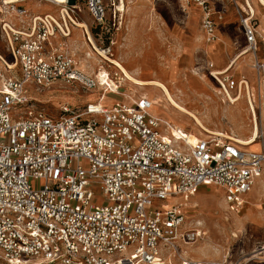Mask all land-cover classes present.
Returning <instances> with one entry per match:
<instances>
[{
	"label": "built area",
	"instance_id": "1",
	"mask_svg": "<svg viewBox=\"0 0 264 264\" xmlns=\"http://www.w3.org/2000/svg\"><path fill=\"white\" fill-rule=\"evenodd\" d=\"M71 1L61 2L54 16L29 14L19 6L25 0H0V38L11 68L20 70L0 88V264H164L180 241L201 236L197 230L181 232L182 205L168 201L211 185L239 211L258 180L264 187V145L247 150L220 135L189 142L186 132H172L151 114L145 96L103 105L104 89L81 107L62 103L56 117L29 109V81L98 87L63 51L73 29L69 15L82 1L93 22L110 30L108 13L115 17L121 10L114 0ZM230 1L244 38L237 56L251 54L252 69L264 76V16L260 27L247 0L243 7ZM185 3L200 8L204 38L214 42L224 13L209 0ZM110 48L101 52L111 55ZM222 81L238 88L229 77Z\"/></svg>",
	"mask_w": 264,
	"mask_h": 264
},
{
	"label": "rangeland",
	"instance_id": "2",
	"mask_svg": "<svg viewBox=\"0 0 264 264\" xmlns=\"http://www.w3.org/2000/svg\"><path fill=\"white\" fill-rule=\"evenodd\" d=\"M122 1L125 8L123 11L116 13L115 17L108 13L110 22L108 29L110 30L97 26L87 13L83 2L78 1V9L75 16L72 15V17L74 19L76 17V21L87 23L94 46L87 40L88 35L83 32V28L74 26L70 37L62 43L63 51L70 56L72 55L68 49L75 52L76 58L81 59L83 70L89 73L93 71V75L98 76L102 84L106 83L103 75L106 71H110L111 80L114 81L118 80V74H120V71L116 70L108 59L105 60L103 55L112 60H120L121 65L128 72L136 73L139 79L157 80L164 83L175 101L194 113L207 128L228 136L231 135L234 138L249 136L254 123L251 120L252 117L248 112L245 99L241 98L234 104L227 101L221 102L222 95L219 94V85L210 75L211 63L214 64H212L213 69H222L228 59L236 53L237 46L244 43L243 36L238 31L239 20L233 3L230 0H221L227 5L228 12L227 16L219 22V27L230 17H233L232 25L235 30L231 32V48L225 61L215 64L213 53L221 50L222 47L220 40H217V34L216 41L213 42L216 43L215 47L207 54H204V43L203 45L195 43L187 46L181 42L188 35L187 25L184 23L187 17L185 18L186 15L184 16L182 11V0H114L115 6L119 7ZM70 2L72 1L70 0ZM250 2L255 8L257 18L261 17L264 9L259 5V2L257 0H250ZM148 3L150 8L147 7ZM237 3L243 7V0H237ZM19 6L24 7L29 14L51 13L58 16V6L46 1L29 0ZM189 18L193 19L191 13ZM194 26L201 29L199 18ZM236 41L238 44H234ZM107 45H111V55L100 54L103 47ZM86 53H90L89 59H85ZM0 55L7 63H10V66L7 67L0 61L1 88V83L5 78L18 77L20 70L18 65L11 68L13 65L10 62V57L7 56L6 46L1 38ZM248 58L246 56L240 63V67L238 66L239 72L231 71L226 76L224 74L217 76L221 80L224 77H229L235 81H238L242 75L248 77L246 62L249 64L248 69L254 73L253 79L248 82L252 87L251 94L259 121L258 146L252 149L257 150L264 145V94L261 98L257 83L258 75L251 67L252 60L248 61ZM24 87L32 100V107L29 109L41 111L51 117L61 114L62 103H67L72 107H81L86 102H95L101 93L100 87L83 89L77 83L66 84L61 81H56L49 87H40L29 81ZM118 90L127 93L130 90H136L135 93H132L133 99L139 95L143 96L142 93H145L151 101L160 97L161 94L157 87L140 88L131 85L128 81L121 82L116 91L118 92ZM232 91L233 96L235 89ZM121 97L118 94H105L103 105H107V102L122 100ZM159 107L160 110L152 109L154 114L180 123L185 127L183 129L198 137H209L199 134L200 129L181 113H169L168 111H172L169 106L164 111L161 105ZM23 110L24 108L21 107L19 111ZM15 112L18 111L15 110ZM262 189L264 191V187L258 180L247 196L248 201L246 200L239 211H235L229 206L225 202L221 190L211 185L201 186L196 193L187 198L181 197L180 201L183 204L181 211L184 216L181 232L198 229L205 232V235L201 233L198 239L189 243L180 241L178 254L168 255L171 257V264H181V262L217 264L223 260H227L228 264H264V253L260 254L258 251L264 246V199L260 197L259 201L260 193H263ZM93 193L98 203L103 202L102 194L95 189H93ZM252 203L256 206H253ZM235 216L242 218L240 228L235 226V222L236 224L239 222ZM197 221H200L201 225H197ZM259 246L261 247L259 248ZM167 253V251H162L163 255ZM257 254L260 255L257 256Z\"/></svg>",
	"mask_w": 264,
	"mask_h": 264
},
{
	"label": "bare ground",
	"instance_id": "3",
	"mask_svg": "<svg viewBox=\"0 0 264 264\" xmlns=\"http://www.w3.org/2000/svg\"><path fill=\"white\" fill-rule=\"evenodd\" d=\"M19 0H8V2H17ZM25 1H29V0H25ZM37 1H46L47 3H50V4H53V5H56L58 6V12H59V9L61 8V6L59 5L61 2H64V1H67V0H37ZM257 2H262L264 3V0H257ZM122 4L119 5V9L121 11H123L125 8H124V3L123 1L121 2ZM247 3L248 5L250 6V8L252 9V11L254 12V7L251 5V2L250 0H247ZM260 4V3H259ZM244 6V4H243ZM47 14H51V13H47ZM52 15V14H51ZM70 19L73 21L72 23V26L74 28V26L76 28H83V32L87 35H88V38L87 40H89V42H91V44L94 46V42H93V39L91 37V34L89 32V29H88V25L87 23L85 22H80V21H76L72 16H70ZM68 46V45H67ZM69 52L71 53L72 57H73V60L75 62V66L77 68H79L80 70L84 71L83 68H82V63H81V59L80 58H76L77 55L75 52H73L71 49H68ZM100 54L103 55V52H101ZM245 54H248V52H245L243 53L242 55H240L237 60L230 66H234L238 60H240L241 56L243 57V55ZM108 61L113 64L114 68L117 70L120 71V74L119 75V78L117 81H114V80H111V75H110V71H106L103 75H104V79H105V82L104 84H102L99 79H98V76L96 77V75H93V71L92 72H86L84 71L85 73L87 74H90L92 75L94 78L97 79L98 81V87H100L101 89H104L105 92H104V95H103V100L101 101V104L105 103V94H118V95H121L122 97V100H133V95L130 94V93H127V92H121L120 90H118V92L116 91L117 88L121 85V82H129L131 85H134V86H137V87H140V88H143L145 86H154V87H157L160 91V97H157L154 101H151L148 97H146V94L145 93H142L143 96H145L146 98L149 99V101L151 102V106H150V112L152 115H154L156 118H158L160 121L168 124L170 127H171V130L172 132L174 133H178L177 132V129H179L181 132H186L187 134V138H188V141L189 142H195L197 139H199L200 137L196 136V134H192L190 131H187L186 129H183L185 127H183L182 125H180V123H175V122H172L170 121L168 118H161L160 116L156 115L153 113L152 109L153 110H160V105L162 106V110H167V107L169 106L172 111H168L169 113H181L182 115H184L187 119L191 120L195 126H197L199 129H200V132L199 134L201 135H206V136H209V137H203V138H212L214 139L216 136L220 135V136H223L225 138H230L231 140H234L235 142H239L241 145L244 146L245 149L247 150H252L254 148H257L258 146V143H257V139L260 137L259 136V121H258V117H257V113H256V108H255V104L253 102V98H252V94H251V85L250 83L244 79V80H239V84H238V88L235 89V95L232 96V90L233 89H229L225 86V84L223 83V81L217 76V75H220V74H224V76H226V73H228L231 68H226V69H222V70H219V71H216L212 68H210V75L213 76V78H215V80L217 81V84L219 85V94L222 95L220 101L221 102H229L230 104H234L235 102L239 101L241 98H244L245 99V103L248 107V112L249 114L251 115L252 119L253 120V127L251 128V132H250V135L245 137V138H234V137H231L224 134V133H221L219 131H215V130H212V129H209L207 128L203 122L192 112L188 111L187 109H185L184 107H182L181 105H179L175 99L173 98V96L170 94L168 88L166 87V85L160 81H157V80H141L137 77V74L136 73H131V72H128L122 65L119 61L117 60H112L111 58L109 57H106L105 55H103ZM90 58V53H86L85 54V59H89ZM240 58V59H239ZM0 61L3 62V64L5 66L8 67V65L10 66V63H7L4 58L0 55ZM211 67V65H210ZM116 73V72H115ZM117 74V73H116ZM204 75V74H203ZM205 76V75H204ZM200 77V76H199ZM202 78V76H201ZM202 81V80H201ZM257 83H258V87H259V94L262 98V95L264 94V76L262 75H259L258 78H257ZM118 85V86H116ZM116 86V87H115ZM212 87V86H211ZM210 87V88H211ZM116 89V90H115ZM242 92H243V97H242ZM156 94V93H155ZM110 103L107 102V105H109ZM250 108H252L253 110V114L250 113ZM255 186V185H254ZM216 191V190H215ZM177 199H179V201H177ZM261 199H263V195L261 196ZM181 200V197H174V198H171L168 203L170 202H178L180 203V205H182L183 207V204L182 202L180 201ZM235 218H238L237 220L239 221L238 224H236L235 222V226L237 228H240L241 227V222H242V218L241 217H236ZM197 225H201V222L200 221H197L196 222ZM197 231L200 232V234H204L205 235V232H201L200 230L197 229ZM261 248H264V246H262ZM260 250V249H259ZM179 252V251H178ZM177 252V254H178ZM264 252V249L260 250V253ZM163 259V262L164 264H171V257L170 256H165L162 258ZM181 264H188L187 262H181Z\"/></svg>",
	"mask_w": 264,
	"mask_h": 264
},
{
	"label": "crops",
	"instance_id": "4",
	"mask_svg": "<svg viewBox=\"0 0 264 264\" xmlns=\"http://www.w3.org/2000/svg\"><path fill=\"white\" fill-rule=\"evenodd\" d=\"M210 1V5L216 10V11H222L223 13H224V17L225 16H227V12H228V7H227V5L224 3V2H222L221 0H209ZM150 3V2H149ZM149 3H148V5H147V7L148 8H150V6H149ZM182 11H183V13H184V16H185V18H186V20H184V23L187 25V27H186V29L188 30V35H186V37L187 38H184L183 39V41H181L184 45H187V46H189V45H191V44H197L198 43V45H203V43H204V45H205V48H204V54H207V53H209L212 49H213V47H215V44L216 43H213V42H206V40H205V38H204V33H203V31H202V29H199L198 27H196V26H194V23L196 22V24H197V20H198V18H199V20H200V18H201V11H200V8H198L197 6H195L194 4H186L185 3V0H182ZM251 5H252V3H251ZM253 6V5H252ZM146 7V8H147ZM254 7V6H253ZM145 8V9H146ZM185 9V10H184ZM151 10H153L152 8H151ZM254 12H255V8H254ZM191 13V15H192V20H191V18H189V14ZM263 16L264 15H262L261 17H259L258 18V20H259V24H260V27H261V24H262V20H263ZM232 23H233V17L231 18L230 17V19H228V20H226L223 24H222V26L221 27H219V22L217 23V26H216V34H217V40L219 41L220 40V44L222 45V47H221V50H219V51H217V52H214L213 53V58H214V61H215V64H221V63H223V61H225V59H226V56H227V54H228V52H229V49L231 48V32L233 31V30H235L234 29V26L232 25ZM198 29V30H197ZM195 30V31H194ZM238 31H239V33L240 34H242L241 33V30H240V26L238 27ZM198 33V34H197ZM243 36V35H242ZM196 37H198V38H196ZM221 38V39H220ZM196 41V42H195ZM216 41V40H215ZM214 41V42H215ZM243 42H244V38H243ZM234 44H238V41H236V42H234ZM244 45V43L243 44H239L238 46H237V48H236V53L232 56V57H230L229 59H228V61H227V63L224 65V69H226V68H231V70L229 71V72H231V71H236V72H239V65H240V63L241 62H243V59L246 57V56H248L249 58H248V61H251V60H253V56L251 55V54H245V55H243V57L241 56L239 59L240 60H238L237 61V63L234 65V66H232V67H230L236 60H237V58L239 57V56H237V54H238V51H239V49L242 47ZM263 56V49H262V47L260 46V49H259V52H258V57H262ZM213 63H211V67L210 68H212L213 69V65H212ZM246 65H247V68H246V70H247V72H248V77H245V76H241L239 79H238V81L239 80H244V79H246L247 81L248 80H252L253 79V75H254V73L250 70V69H248V62H246ZM239 66V67H238ZM222 68V69H223ZM222 69H220V70H222ZM215 70V69H214ZM216 71H219V70H217L216 69ZM229 72H228V74H229ZM227 74V73H226ZM130 94H132V93H135L136 92V90H134V91H132V90H130V91H128ZM140 96V95H139ZM89 102H91V101H89ZM93 102V101H92ZM114 101H112L109 105H111L112 103H113ZM247 109H248V107H247ZM262 191H263V189H262ZM262 195H264V191H263V193L261 192L260 193V196H259V201H260V197L262 196ZM248 201V200H247ZM253 204V203H252ZM253 206H256V205H254L253 204ZM259 254H257V256H258ZM256 257V256H255ZM240 264V263H239Z\"/></svg>",
	"mask_w": 264,
	"mask_h": 264
}]
</instances>
